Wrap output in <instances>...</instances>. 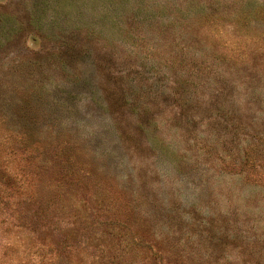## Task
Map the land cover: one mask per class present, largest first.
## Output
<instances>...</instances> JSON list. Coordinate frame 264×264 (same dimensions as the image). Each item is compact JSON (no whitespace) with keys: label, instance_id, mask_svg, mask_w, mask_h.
<instances>
[{"label":"rangeland","instance_id":"1","mask_svg":"<svg viewBox=\"0 0 264 264\" xmlns=\"http://www.w3.org/2000/svg\"><path fill=\"white\" fill-rule=\"evenodd\" d=\"M0 162V264H264V0H0Z\"/></svg>","mask_w":264,"mask_h":264},{"label":"trees","instance_id":"2","mask_svg":"<svg viewBox=\"0 0 264 264\" xmlns=\"http://www.w3.org/2000/svg\"><path fill=\"white\" fill-rule=\"evenodd\" d=\"M255 150H258V151H260V152H262L263 151V149H261V148H258L257 146H253L252 147V151H255ZM248 163H251V165L252 166H254L255 168H258L257 166H261L262 167V164L261 163H256V162H254V158L252 157L251 159H248ZM5 165V166H4ZM4 168V170H3V168ZM1 170H2V173H4L3 175H4V177H6L7 179H19L20 181H21V183L22 184H24L25 182H26V180H28V179H24V173H23V175H22V173H21V175L20 174H15L13 171H11V169H9L7 166H6V164H4V163H2V162H0V174H2L1 173ZM4 171V172H3ZM19 176H21V177H19ZM23 180V181H22ZM261 263V262H260Z\"/></svg>","mask_w":264,"mask_h":264}]
</instances>
